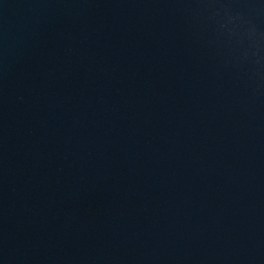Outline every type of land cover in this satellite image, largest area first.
I'll use <instances>...</instances> for the list:
<instances>
[{"label": "water", "instance_id": "obj_1", "mask_svg": "<svg viewBox=\"0 0 264 264\" xmlns=\"http://www.w3.org/2000/svg\"><path fill=\"white\" fill-rule=\"evenodd\" d=\"M0 264H264V0H0Z\"/></svg>", "mask_w": 264, "mask_h": 264}]
</instances>
